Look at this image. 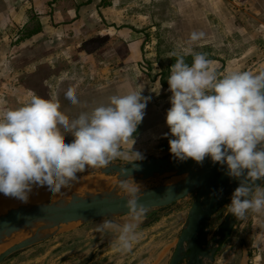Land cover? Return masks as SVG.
Instances as JSON below:
<instances>
[{"label": "rangeland", "instance_id": "1", "mask_svg": "<svg viewBox=\"0 0 264 264\" xmlns=\"http://www.w3.org/2000/svg\"><path fill=\"white\" fill-rule=\"evenodd\" d=\"M90 1L85 0V3ZM104 1L110 3L109 0L99 3ZM22 2L27 3V0H0V111L19 108L29 99L30 93H35L43 98L56 95L60 110L69 118H75L82 111L106 104L113 94L143 88L142 94L151 99L138 131L142 125L149 124L154 110L158 112L171 107V95L163 88H168L166 70L168 67L170 70L175 57L167 56L186 46L193 31L204 33L194 45V51L206 54L211 62H228L233 71L255 72L264 68V0H114L122 18L119 27L122 35L136 36V53L135 57L126 59V45L115 43L114 48L121 55L120 63L113 66L102 60L104 65L97 68L82 67L76 58L72 65L64 64L52 56L56 51H66L65 42L60 41L64 39V29L58 28L55 35L53 32L34 37L42 28L36 12L31 11L23 25L12 20L16 5ZM34 28L39 31L24 36ZM44 29H51V26ZM94 41L84 44V48L103 43L101 39ZM102 45L106 46L104 50L109 47L106 43ZM189 60L192 63V56ZM69 86L77 88L80 104L72 105L65 98ZM72 139L69 134L65 142ZM81 175L79 173L78 181L74 182L76 186L73 183L63 191L85 190L89 188L86 181L90 179L96 182L93 188H100L112 179L101 174ZM179 179L164 175L134 181L143 190ZM3 197L0 193V199ZM188 204L178 201L164 209H148L139 229L142 237L127 253L114 252L111 247L113 237L95 232V226L104 219L122 223L127 218V215H117L62 225L54 229L50 237L9 255L0 264H167L183 219L176 210ZM220 217L216 214L212 218L211 231ZM241 229L243 237L229 235L218 247L211 264H239L242 246L248 253L247 264H264V214L249 213ZM9 244L12 243L1 246L0 253Z\"/></svg>", "mask_w": 264, "mask_h": 264}, {"label": "clouds", "instance_id": "2", "mask_svg": "<svg viewBox=\"0 0 264 264\" xmlns=\"http://www.w3.org/2000/svg\"><path fill=\"white\" fill-rule=\"evenodd\" d=\"M203 37V32L193 31L186 46L167 56L175 62L167 78L172 94L165 117L169 132L163 135H170L169 151L176 161L191 158L202 166L210 158L239 181L227 213L237 219L249 212L264 214V68L221 74L206 54L194 51ZM189 55L191 65L185 60ZM142 92L138 88L113 94L106 104L75 118L60 110L56 95L35 93L19 108L0 111V193L25 204L34 188L62 195L79 173L121 161L117 172L123 178L117 190L124 193L127 218L122 223L104 219L95 232L113 237L114 252H130L142 237L139 229L148 210L132 178L141 167L137 162L145 159L135 148L134 136L151 99ZM64 95L72 105L80 104L76 87L69 86ZM69 134L73 139L66 143Z\"/></svg>", "mask_w": 264, "mask_h": 264}, {"label": "water", "instance_id": "3", "mask_svg": "<svg viewBox=\"0 0 264 264\" xmlns=\"http://www.w3.org/2000/svg\"><path fill=\"white\" fill-rule=\"evenodd\" d=\"M121 163L118 161L108 169L89 168L81 176L101 174L114 177L119 182L123 178L117 172ZM137 163L141 167L133 173L135 181H146L164 175L180 178L174 183L143 189L140 199L148 209H163L180 200L193 199L167 264H211L217 248L228 238L238 219L226 213L211 231L210 218L218 211L219 205L231 196L239 181L226 175V166L213 163L210 158H206L202 166L191 158L178 162L172 156L149 158ZM168 188L172 189L170 193H166ZM219 189L223 191L217 192L215 196L211 195L214 190ZM123 195L119 190L84 195L71 193L66 199L9 208L0 214V246L9 243L8 239L12 240L23 229L28 233L10 242L12 244L0 253V263L9 255L50 237L52 231L62 225L127 215V209L122 206ZM241 250L239 264H247V250L244 246Z\"/></svg>", "mask_w": 264, "mask_h": 264}, {"label": "crops", "instance_id": "4", "mask_svg": "<svg viewBox=\"0 0 264 264\" xmlns=\"http://www.w3.org/2000/svg\"><path fill=\"white\" fill-rule=\"evenodd\" d=\"M99 2L100 0H91L87 3H85V0H27V3H21L22 6L19 4L16 5L17 11L14 9L15 12L12 20L23 25L28 20V14L31 13V11L36 12L35 14L39 19L38 22L42 28L40 32L34 35V37L51 35L53 32L55 35L59 30L58 28H63L65 32H63L64 39L60 41L65 42L64 48L66 51H56L52 56L63 61L64 64L72 65L73 58H76L79 59L76 60V62L80 61L82 67L85 68L88 66L97 68L99 65H104L102 63L104 61L102 60H107L108 65L112 64L115 66V63H120L121 55L115 50L114 44L122 42L126 45L128 52L125 56L127 59L131 56L135 57L137 39L136 36L131 35L130 33H123L125 35H122L119 28L122 18L118 8L115 7L114 0H109L110 3H105L104 1L103 4ZM9 19L10 17L7 18V22ZM47 24L51 26V29H44V27L48 26ZM96 39H101V43H106L109 47L104 50L106 46L100 44L89 46L87 49L84 48V44L87 45L90 42L93 44ZM98 47L101 51L97 49ZM212 65L216 67L221 74L233 71L231 67L232 65L228 62H212ZM160 88L163 87L160 86ZM163 91L172 95L168 88H163ZM169 108L170 107H168L167 110ZM167 110L165 109L158 112L154 110L152 119L148 121L149 124L146 127H143L142 125V127L134 134L136 140L135 148L144 154L145 159L172 156L168 144V139L171 137L170 135H163L164 133L169 132L165 121ZM261 186L264 187V184ZM230 197L231 196L226 198L219 205L218 211L214 214H220L221 217L217 223H215L216 225L213 229L216 228L223 216L227 213V204L230 203ZM180 201H184V203L189 202L188 205L176 210V213L183 215L182 227L188 207L193 199ZM249 213L245 218L238 219L235 222L231 229L230 237L235 234H238L237 238L243 237L241 235V227L245 220H247ZM214 215L211 216L209 224Z\"/></svg>", "mask_w": 264, "mask_h": 264}, {"label": "bare ground", "instance_id": "5", "mask_svg": "<svg viewBox=\"0 0 264 264\" xmlns=\"http://www.w3.org/2000/svg\"><path fill=\"white\" fill-rule=\"evenodd\" d=\"M111 178L112 179L110 181L106 182L103 185H100V188H98V187L93 188L92 186H94V184H96V182L90 179V180L86 181V185L89 186V188H86L85 190H81V191H77V190L73 191L70 189L66 192L63 191L64 189H62V193H63L62 195L52 194L46 188L44 189L43 187L34 188L33 192L30 194L29 202L26 204L31 205V204L50 201V200L66 199V198H68V196L71 193L84 195V194H92V193H96V192L97 193H104V192H110V191H117V185L119 182L116 180V178H114V177H111ZM74 184L75 185H73V186H76V183H74ZM77 186H78V184H77ZM21 204H25V203H21L19 200H16L14 198L3 197L0 199V214L5 213L11 207H15V206H18ZM27 233H28V231L26 229H23V230L19 231L12 238V240L8 239V241L12 242V241L20 238L23 235H27ZM3 245L4 244H2L1 246H3Z\"/></svg>", "mask_w": 264, "mask_h": 264}, {"label": "trees", "instance_id": "6", "mask_svg": "<svg viewBox=\"0 0 264 264\" xmlns=\"http://www.w3.org/2000/svg\"><path fill=\"white\" fill-rule=\"evenodd\" d=\"M25 30L26 29H24V32H25ZM39 31V28H34L33 30H31V31H28V32H26V33H24V36L26 37H29V36H31V35H33L34 33H36V32H38ZM190 56H187V57H185V60H186V63H188L189 65H191V62H190ZM171 67V66H170ZM166 73H168V75H169V67L167 68V70H166ZM162 77V76H161ZM163 86H165V85H163Z\"/></svg>", "mask_w": 264, "mask_h": 264}]
</instances>
